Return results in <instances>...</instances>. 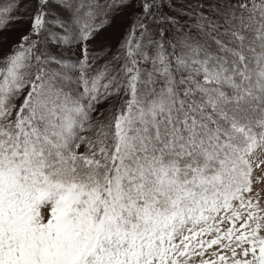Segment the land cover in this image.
Segmentation results:
<instances>
[{"label":"snow or ice","instance_id":"6c2138e0","mask_svg":"<svg viewBox=\"0 0 264 264\" xmlns=\"http://www.w3.org/2000/svg\"><path fill=\"white\" fill-rule=\"evenodd\" d=\"M132 5L0 4V264H264V0Z\"/></svg>","mask_w":264,"mask_h":264},{"label":"rangeland","instance_id":"374dc122","mask_svg":"<svg viewBox=\"0 0 264 264\" xmlns=\"http://www.w3.org/2000/svg\"><path fill=\"white\" fill-rule=\"evenodd\" d=\"M4 3V0H0V4ZM208 3L210 0H157V6L159 9V14L161 16H172L178 21L179 25H183L186 30L191 31L195 34V21H196V13L199 11H203L205 14L208 13ZM136 0H133V5L129 7V9L125 10V12L121 13L117 18V24L112 31L114 34L118 33L120 28L127 23V18L140 12L138 8L135 7ZM199 6V7H198ZM165 28V39L169 36L174 35V30L171 25L168 23H163ZM156 28V26H153ZM27 25H23L19 28H13L10 33H8L10 39H15L18 35L25 31Z\"/></svg>","mask_w":264,"mask_h":264},{"label":"trees","instance_id":"16d2710c","mask_svg":"<svg viewBox=\"0 0 264 264\" xmlns=\"http://www.w3.org/2000/svg\"><path fill=\"white\" fill-rule=\"evenodd\" d=\"M161 27H163V29H164V31H165L164 25H161Z\"/></svg>","mask_w":264,"mask_h":264}]
</instances>
